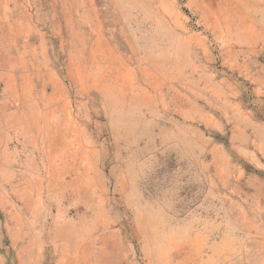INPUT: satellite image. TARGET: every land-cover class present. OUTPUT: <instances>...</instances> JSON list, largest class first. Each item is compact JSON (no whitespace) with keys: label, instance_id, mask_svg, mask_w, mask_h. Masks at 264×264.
Here are the masks:
<instances>
[{"label":"rangeland","instance_id":"1","mask_svg":"<svg viewBox=\"0 0 264 264\" xmlns=\"http://www.w3.org/2000/svg\"><path fill=\"white\" fill-rule=\"evenodd\" d=\"M0 264H264V0H0Z\"/></svg>","mask_w":264,"mask_h":264},{"label":"crops","instance_id":"2","mask_svg":"<svg viewBox=\"0 0 264 264\" xmlns=\"http://www.w3.org/2000/svg\"><path fill=\"white\" fill-rule=\"evenodd\" d=\"M7 170H9V169H7ZM50 232H63V231H62V227L61 226L54 225Z\"/></svg>","mask_w":264,"mask_h":264}]
</instances>
